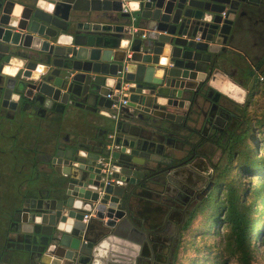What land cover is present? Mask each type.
<instances>
[{"label": "water", "instance_id": "water-1", "mask_svg": "<svg viewBox=\"0 0 264 264\" xmlns=\"http://www.w3.org/2000/svg\"><path fill=\"white\" fill-rule=\"evenodd\" d=\"M261 1L131 0L125 13L120 0H0L2 107L61 108V127L79 109L96 117L80 119L84 136L53 135L47 184L32 185L46 192L9 215L13 251L0 249V264H129L134 191L167 157L168 133L211 91L244 105L249 91L226 69ZM104 127L111 150L88 134ZM94 208L103 226L91 239L83 219Z\"/></svg>", "mask_w": 264, "mask_h": 264}, {"label": "flooded vegetation", "instance_id": "flooded-vegetation-1", "mask_svg": "<svg viewBox=\"0 0 264 264\" xmlns=\"http://www.w3.org/2000/svg\"><path fill=\"white\" fill-rule=\"evenodd\" d=\"M239 32L235 62L226 71L249 91L244 105L211 91L209 100L202 103L191 120L168 133L167 157L134 191L129 264H174L191 217L208 202L224 177V163L219 164L214 149L221 150L222 157L223 152H228L236 116L241 117L242 112L247 115L264 85L260 79L264 73V0L241 19ZM26 109V113L21 109L6 110L0 102V210L7 206V198L26 200L45 194L46 189L37 190L32 185L47 184L52 136L59 134L61 142H66L74 122L65 121L61 129V108L58 113L41 112L37 116L29 105ZM81 112L77 111V119H81ZM109 133L106 127L88 132L111 150ZM226 140L229 146L223 148ZM162 170L166 171L160 173ZM8 205L12 210L16 208ZM134 228L144 232L141 235ZM6 234L0 235L1 249L11 252L12 244Z\"/></svg>", "mask_w": 264, "mask_h": 264}, {"label": "trees", "instance_id": "trees-1", "mask_svg": "<svg viewBox=\"0 0 264 264\" xmlns=\"http://www.w3.org/2000/svg\"><path fill=\"white\" fill-rule=\"evenodd\" d=\"M260 95L264 97V85ZM253 121L250 119L249 122L253 124ZM257 124L263 127L264 134V120H259ZM249 138H246L242 146H233L228 149L229 158L233 161L238 154L239 161L235 167L239 173L252 174L261 178L250 191L251 201H248L247 195L245 196L244 187L240 188L238 182L234 178H229V175L219 182L218 210L210 212L209 221L217 227L224 224L227 230L220 234V241L215 245L217 255H214L212 264H256L257 261L258 249L253 240L257 238L258 232H264V155L263 150L259 151L257 147L259 141L256 135ZM260 139L264 144V136ZM249 140L254 142V149L250 148ZM232 169H234L233 163L228 166L227 171L230 173ZM101 231V224L96 227L91 224L89 238H94V235ZM262 240L264 237L261 238Z\"/></svg>", "mask_w": 264, "mask_h": 264}, {"label": "rangeland", "instance_id": "rangeland-1", "mask_svg": "<svg viewBox=\"0 0 264 264\" xmlns=\"http://www.w3.org/2000/svg\"><path fill=\"white\" fill-rule=\"evenodd\" d=\"M252 104L251 107L246 111L247 114V116L245 115L247 119L246 124L239 129H236L234 127L233 129H231L233 130L232 134H234V136L232 137V140L230 142V147L229 148L227 147L229 146V144H228V140H226L225 142L223 141L222 144L223 148L224 145L225 146L227 145L226 147L228 149L232 148L233 146L235 147L242 146V144L245 142L247 137L250 138L254 137L255 134L256 138L259 141L257 147L259 151L263 150L262 154L264 155V144L262 142V139H260L264 136V134L262 133L263 127L257 124L259 120H264V97L259 95L255 104L253 105ZM250 119L254 120L252 122L253 124L249 122ZM53 137L54 136H52V139ZM249 141H250V148L254 149V142H252L251 140ZM235 142L236 144H234ZM221 154H222L221 150L214 149L215 158L216 159L220 158L219 164L222 165L224 163L223 170L224 169L225 170H224L223 178L227 177L225 174L229 175V178H234L235 181L238 182L240 188L244 187L246 191L245 196L247 195L249 199L248 201H251L250 191L258 182V179L261 177L252 174L239 173V170L235 167L239 161L238 154L233 161L229 158L228 152H223V157ZM231 163H233L234 169H232L231 172L229 173L227 169ZM219 195H220L219 190L215 189V191L209 198V200L210 199L212 200L211 201L208 200V202L202 205V208L199 209V211L195 212L194 215L191 217V220L189 221V225L183 232L184 240L180 246L179 255L176 258L174 264H212L213 263L214 260L213 258H215L214 255L217 252L215 245L220 241V234L225 233L227 230L224 224H221L219 227H217V226H213L214 223L209 221L210 212L218 210L217 207L219 202ZM20 200L21 198L20 199L7 198L5 200L7 206H5V208H2L0 210V235L3 234L5 236L6 231L11 223L10 216L14 210H12L13 208H8L9 206L8 204H10V206H13L15 204H16L15 206H18ZM262 237H264V232L261 233L258 232L257 238L253 240L255 241L254 244L258 249L256 264H264V240L261 241ZM1 248L2 246L0 243V249Z\"/></svg>", "mask_w": 264, "mask_h": 264}, {"label": "crops", "instance_id": "crops-1", "mask_svg": "<svg viewBox=\"0 0 264 264\" xmlns=\"http://www.w3.org/2000/svg\"><path fill=\"white\" fill-rule=\"evenodd\" d=\"M134 28H136V29H138V27H134ZM258 96H259V94L258 95H256V97L253 99V101H252V103L253 104H255V102H256V100H257V98H258ZM252 104V105H253ZM245 111V110H244ZM86 116L89 118V119H91V120H93V119H96V117L94 116V114H83V112H81L80 113V115H79V118H81V119H83L84 117L86 118ZM203 120H204V116H203ZM68 121V120H67ZM66 121V122H67ZM70 121V120H69ZM71 121H74L73 123L72 122H70V123H72L71 125V128L72 127H76L77 129H78V132H79V135H82L84 132H86V130H87V126H85L84 125V122L82 121V120H80V119H75V120H71ZM201 121H202V117H201ZM246 117H245V114L242 112V116L241 117H239V116H236V119L234 120V128H236V129H239V128H241V127H243V125H245L246 124ZM65 126V125H64ZM63 126V127H64ZM61 127V126H60ZM63 127H61V129H63ZM70 130H72V129H70ZM70 133V132H69ZM166 156H167V152H166ZM94 227H96V225H99V224H101L102 226H103V224H102V222L101 221H99L98 219H94L93 221H92V223H91ZM91 226V225H90ZM93 237V236H92Z\"/></svg>", "mask_w": 264, "mask_h": 264}, {"label": "built area", "instance_id": "built-area-1", "mask_svg": "<svg viewBox=\"0 0 264 264\" xmlns=\"http://www.w3.org/2000/svg\"><path fill=\"white\" fill-rule=\"evenodd\" d=\"M120 1L122 2L123 12H125V13L129 12V3L131 2V0H120ZM133 32L137 33L138 29L134 28ZM142 36L145 37V34H143ZM260 79H261V81H263L264 80V76H261ZM114 94L120 96V100H119L120 104H126V101H124L123 98L129 96V94H128V92H127V90L125 88L123 90H120V91L119 90H115ZM108 97H111V96H108ZM107 168L108 167H106L104 165L103 171L104 172L109 171ZM109 182L110 181H107L106 184H109ZM95 210L96 209L94 208V209L90 210L87 214H85L84 219H83V224L85 225V229L88 228V226L90 225L92 219L94 218Z\"/></svg>", "mask_w": 264, "mask_h": 264}]
</instances>
